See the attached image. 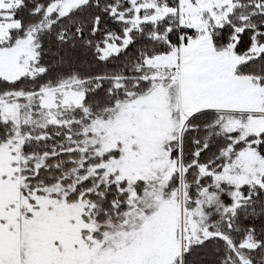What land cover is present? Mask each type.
Returning a JSON list of instances; mask_svg holds the SVG:
<instances>
[{
    "label": "snow or ice",
    "instance_id": "snow-or-ice-1",
    "mask_svg": "<svg viewBox=\"0 0 264 264\" xmlns=\"http://www.w3.org/2000/svg\"><path fill=\"white\" fill-rule=\"evenodd\" d=\"M0 264H264V0H0Z\"/></svg>",
    "mask_w": 264,
    "mask_h": 264
}]
</instances>
